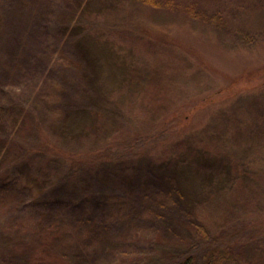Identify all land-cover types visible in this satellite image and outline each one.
Instances as JSON below:
<instances>
[{
    "label": "trees",
    "instance_id": "trees-1",
    "mask_svg": "<svg viewBox=\"0 0 264 264\" xmlns=\"http://www.w3.org/2000/svg\"><path fill=\"white\" fill-rule=\"evenodd\" d=\"M61 1L63 7L55 10L54 0H0V78L9 86L17 84L18 69L34 59L29 44L43 27L45 39L41 32L38 41L53 36L51 49L59 43L75 46L78 59L71 62L80 73L72 80L62 77L55 98L44 106L43 101L41 109L31 101L11 110L0 102V121L8 109L14 126L20 125L8 131L1 157L7 167L0 166L5 168L0 173V264H224L234 259L264 264V238L259 237L264 222L254 216L264 209V167L261 172L252 167L256 146L264 143V89L249 103L248 115H241L238 99L213 113L200 130L175 128L170 132L173 140L177 133L175 140L166 142L173 146L165 154L152 152L150 144L165 141V124L181 115L165 120L154 136L126 125L136 135L119 148L120 154L103 133L129 122L124 104L135 96L137 79L149 81L154 73L137 60L141 54L132 41L142 39L147 27L131 19L133 5H139L133 2L154 8L160 19L178 11L233 34L232 22L264 12L256 11L264 9V0ZM125 9L131 18H120ZM90 18L103 22L96 28ZM38 19L44 23L37 24ZM118 24L131 45L114 46L111 36L92 45L91 29L108 37ZM237 39L252 46L264 39V30L243 31ZM12 151L16 154L8 156ZM85 159L92 161L77 165ZM30 187H37L36 194ZM116 187L124 190L112 194ZM12 212L17 220L10 219ZM239 213H244L240 226L227 229L224 219ZM25 216L34 222L33 230L14 227ZM145 229L153 235L144 257L111 263L102 258L112 244H125Z\"/></svg>",
    "mask_w": 264,
    "mask_h": 264
},
{
    "label": "rangeland",
    "instance_id": "rangeland-1",
    "mask_svg": "<svg viewBox=\"0 0 264 264\" xmlns=\"http://www.w3.org/2000/svg\"><path fill=\"white\" fill-rule=\"evenodd\" d=\"M133 3L139 5H133L135 12L132 18L129 12L127 13V9L121 11L119 16L122 19L131 18L135 24L147 27L146 31L141 32L143 38L134 37L132 43L135 42V46L141 54L137 56L139 63L144 61L145 67L150 68L154 73L149 81L141 83L137 79L136 82L139 83V86H136L135 96L129 97L124 104L123 115L130 119L131 124L129 122L124 124L123 121L125 129L121 126L120 130H115L117 127L112 126L103 130L104 140L112 144L113 150L117 148V153L120 154L122 150L119 148H123L129 139L136 135L134 132L130 133L126 125H134L140 129V132L152 133L154 136L160 131L158 128L165 120H170L173 115H181L178 120L174 118L170 124H165L173 127L169 129L165 126L167 128L165 135L168 134L165 141H153L152 145L150 144L149 148L152 152L165 154L170 152L173 146V144L168 145L166 142L175 140L177 133L174 134V140L173 136L170 135V132L175 128L183 129L188 133L200 130L209 122V119L211 120L213 113L219 112L232 102L237 104L235 101L238 99L241 100L238 105L244 106L241 105V115H248L249 103L255 100V96L258 95L257 92L264 89V39L248 46V43L244 44L237 38L243 31L264 30V12L247 13L246 16L234 20L232 22L234 26H230L234 33L226 34L209 27L202 21L194 22L178 11L169 15L164 13V18L160 19L162 16L154 8ZM54 4L55 10H57L59 9L58 6L63 7L64 2L54 0ZM261 10L264 9L260 8L256 11ZM114 15V19L112 15H109L113 19V23L117 13ZM89 20L96 23V28L100 27V22H103L101 18H90ZM161 21H164V25L161 24ZM39 23L42 24L44 21L38 19L37 24ZM117 27L119 24L116 25ZM44 29L47 30L46 27H43L40 31V33L43 32V35L40 36V33H36L34 41L29 44L28 49L34 54V59H30L18 69L14 78L17 80V84L9 86L8 82L0 78V102L3 101L5 107H10V110L12 107L17 109L22 101H31L32 107L36 104V108L41 109L43 101L44 106L45 102H49L45 100L55 98L59 80L61 81L62 77L71 76L69 78L72 80L80 76L71 62L78 59V56L76 55L75 58L74 55L75 46L70 44L61 46L59 43L57 49H51L49 42L53 41V36H49L51 40L48 42L38 41L39 36L45 39ZM119 29H112L108 37H102L97 33V30L91 29L89 39L93 46L106 42L110 36L114 46H119L121 43L131 45V42L121 34ZM237 30H240L239 34H237ZM234 34L236 37L233 36ZM68 83L77 85L76 81L74 83L68 81ZM121 92H125V90L123 89ZM51 104H47L45 108L49 110ZM7 110L5 112L6 118L0 121V144L2 145L0 166L4 167L7 166L1 163V157L6 153L8 146L6 143L8 131L15 132L20 126L19 123L14 126L10 117L11 113ZM177 123L178 126L176 127ZM43 138H45V134L40 136V139ZM256 149L258 150L252 156V167L254 170H260L262 166L264 167V143L258 142ZM14 154L16 153L12 151L8 156ZM87 160L91 159L81 160L77 162V165H89L92 160ZM42 164L45 166L44 163ZM13 171L15 172V170ZM2 172H5V168H1L0 173L2 174ZM123 190L122 187H116L112 194ZM28 191L36 194L37 187H30ZM252 206H254V201L250 202V208ZM1 212L4 211L0 210ZM255 212L254 216L259 219L262 218L264 222V209ZM11 214L10 219L17 220L16 212ZM243 215L244 213H239L230 220L224 219L226 216H223V225L234 231V227L240 226ZM26 217L23 218V224L17 223L14 227L19 228L20 226L26 231L33 230L34 227L30 226L34 222H29L25 219ZM152 235L153 232L148 229L137 231L131 241L125 242V244H112L113 250L105 252L108 255H104L102 258L107 263H111L113 260L126 261L127 258L130 261L138 260L139 257H144V252L149 246V239L151 240ZM32 237L36 243L38 236L33 235ZM235 237L240 238L236 235ZM235 237L233 236L232 239L235 240ZM259 237L264 238V232ZM234 260L224 264H241L243 262L241 259Z\"/></svg>",
    "mask_w": 264,
    "mask_h": 264
}]
</instances>
